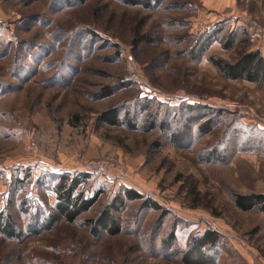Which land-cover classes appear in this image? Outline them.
I'll return each mask as SVG.
<instances>
[{
  "label": "rangeland",
  "instance_id": "374dc122",
  "mask_svg": "<svg viewBox=\"0 0 264 264\" xmlns=\"http://www.w3.org/2000/svg\"><path fill=\"white\" fill-rule=\"evenodd\" d=\"M144 2L0 0V224L16 233L0 231V264H183L209 229L223 239L204 264H264V215L234 203L264 194V84L212 63L254 50L259 5ZM111 109L120 125L100 121ZM65 173L90 174L86 197H101L52 225ZM128 190L143 199L114 211L118 235H93L88 222Z\"/></svg>",
  "mask_w": 264,
  "mask_h": 264
},
{
  "label": "trees",
  "instance_id": "16d2710c",
  "mask_svg": "<svg viewBox=\"0 0 264 264\" xmlns=\"http://www.w3.org/2000/svg\"><path fill=\"white\" fill-rule=\"evenodd\" d=\"M133 5H138L143 0H128ZM148 2L149 0H144ZM213 32L209 40H203L199 43L201 49H207L209 44L219 37V32ZM223 30L222 32H224ZM232 37L227 38L231 41V38L235 34H231ZM234 44V43H233ZM230 47V45L228 46ZM232 47V46H231ZM212 63L218 68L224 77L233 81H247L252 84H264V53L260 50H249L242 52L238 60L234 64H230L224 60L212 59ZM117 109H111L103 112L99 119L109 125H120ZM201 116L195 114L186 123V130L182 134H177L173 137L174 141L183 138L187 135V130L193 123H198L201 120ZM204 128V127H202ZM209 129V128H208ZM91 175L88 173L81 174H69L65 173L56 178V185L53 192L57 199L54 215L51 217L50 223L52 225L58 223L60 218L64 219L68 223H75L80 215L91 209L100 199L101 192L96 191L92 197H86V189L90 183ZM143 197L133 190L125 192L124 196H117L113 202L106 206L99 218L95 221L88 222L91 225V232L97 236L101 231L115 236L120 232V226L117 219L114 216V211H118L127 200L134 201L140 200ZM235 206L244 212L258 211L264 215V194H252V195H235ZM142 208H153L155 210H161L162 214L166 215L167 211L163 209L157 202L153 200H146L142 203ZM0 231L3 234L14 237L15 227L11 222V218L7 219V223L0 224ZM223 239V236L214 230H206L203 234L196 236L192 240L190 248L183 254V264H204L206 250L216 246Z\"/></svg>",
  "mask_w": 264,
  "mask_h": 264
},
{
  "label": "crops",
  "instance_id": "0c3cea01",
  "mask_svg": "<svg viewBox=\"0 0 264 264\" xmlns=\"http://www.w3.org/2000/svg\"><path fill=\"white\" fill-rule=\"evenodd\" d=\"M234 1L235 0H204V7L208 11H216L218 13L219 12L222 13L223 11L233 7ZM254 3L259 5V9H258L259 12L258 13H251V17H252V14H254V16L259 18L264 24V0H259V1L258 0H251V9H252ZM256 41L257 40H255V42L253 43V49L264 51V40L259 38V40L257 42Z\"/></svg>",
  "mask_w": 264,
  "mask_h": 264
},
{
  "label": "built area",
  "instance_id": "2783aa9c",
  "mask_svg": "<svg viewBox=\"0 0 264 264\" xmlns=\"http://www.w3.org/2000/svg\"><path fill=\"white\" fill-rule=\"evenodd\" d=\"M251 27L256 32V36L264 40V27L261 24L254 21L251 23Z\"/></svg>",
  "mask_w": 264,
  "mask_h": 264
}]
</instances>
